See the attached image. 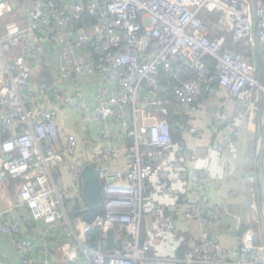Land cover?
<instances>
[{"label":"built area","instance_id":"1","mask_svg":"<svg viewBox=\"0 0 264 264\" xmlns=\"http://www.w3.org/2000/svg\"><path fill=\"white\" fill-rule=\"evenodd\" d=\"M20 2L17 16L11 0H0V21L10 18L0 32V194L10 182L18 188L0 212V236L22 263L31 264L34 248L20 231L18 217L28 215L45 228L36 241L41 264H54L52 232L63 238L57 264H264V233L244 229L230 246L209 235L222 220L243 223L232 212L245 196L234 187L238 139L251 136L264 172V0ZM224 27L230 43L218 34ZM86 83L96 85L91 99L80 91ZM167 92L186 118L181 143L171 139ZM68 110L99 130L89 160L65 126ZM85 165L102 190L92 222L70 216L83 205ZM63 166L58 185L53 171ZM249 186L264 230V188L253 176ZM167 208L187 224L180 258L168 247L179 220ZM111 230L115 248L105 251Z\"/></svg>","mask_w":264,"mask_h":264},{"label":"crops","instance_id":"2","mask_svg":"<svg viewBox=\"0 0 264 264\" xmlns=\"http://www.w3.org/2000/svg\"><path fill=\"white\" fill-rule=\"evenodd\" d=\"M16 6V15L20 14L21 2L20 0H11ZM2 26H0V32H2ZM95 83H86L82 84L80 91L89 96L91 99L92 92L95 90ZM53 100V97H52ZM65 126L67 129H71L75 131L81 141V154L86 157V159H90L92 149L91 147L97 145L100 138L98 135V128L90 123H83L81 114L78 111H70L68 110L67 115L65 117ZM222 133V132H221ZM241 147H246L248 149V157H245L242 161V172H240V176L245 181V184L242 182L238 184V188L245 191V196L243 198L242 203H236L232 205V212L235 216L239 217L242 220V224L240 226H235L233 222H227L226 220L220 221L215 227L211 228L209 231V235L211 239L217 240L223 245L230 246L233 244V240L240 236L242 230L251 229L257 237H261L264 233L262 224L258 218L257 214V202L252 200L249 192L251 191V186L246 187L248 178L250 179L253 176L256 179V184L258 186H262L264 188V172L262 170L261 165L258 160H256L254 156V141L251 136H246L244 138V143L241 145L239 142H236L237 153L235 157H232L233 164L236 166V170L239 171V158H238V150ZM87 153V154H86ZM84 157V158H85ZM81 159V157L79 158ZM88 159V160H89ZM211 168L215 169L212 165ZM66 166L61 167L53 171V179L58 185H62V183L66 180ZM258 176V180L257 177ZM248 188V190H246ZM17 183L10 182V189L0 194V212L4 211L6 208L12 204L15 194L17 193ZM227 193V192H226ZM217 192H213V197L217 198ZM255 195V194H254ZM84 200V199H83ZM257 200V196H256ZM85 204V201H83ZM102 213V212H101ZM167 215L171 216L174 220H179L178 214L172 209L167 208ZM20 222V231L22 236L25 239H28L33 242L34 248L28 254L29 259L31 260V264H41L39 254H38V246L36 241L39 236H41L45 230L44 225L41 223L34 222L28 215H21L18 217ZM193 228H196L193 224H191ZM187 224L182 222L181 220L177 221V238L173 240V242L168 244L171 252L174 253V256L180 258L183 252L186 250V236L188 230ZM116 235H122L121 229L115 228ZM49 245L53 250V256L51 257V262L57 264L60 258L59 246L63 241V238L59 232H52L47 234ZM95 240L96 243H100L99 239ZM146 238L145 230L143 232V240ZM92 240V238H91ZM93 246V245H92ZM103 249L105 251L108 250L106 247V240L103 244ZM170 254V252H169ZM149 256L153 257L154 254L150 253ZM170 256V255H169ZM0 261L3 264H23L21 257L15 252L13 247L11 246L9 240L5 237L0 236Z\"/></svg>","mask_w":264,"mask_h":264},{"label":"trees","instance_id":"3","mask_svg":"<svg viewBox=\"0 0 264 264\" xmlns=\"http://www.w3.org/2000/svg\"><path fill=\"white\" fill-rule=\"evenodd\" d=\"M41 78H43L49 86L52 85V80L48 76V71H47L45 65H43V72L41 73ZM167 97H169L171 99L172 104H173V106L170 109L169 116H168V121H169L170 126H171V139L174 143H181L180 135L178 133V130H179L178 128H179L180 124H181V126L185 124L186 118L182 117L180 110H179V107L176 104L175 99L170 92H167ZM82 206L76 204L72 208L70 216L71 217L81 216L86 221L92 222L93 219L97 215L101 214V212H102V208H100L99 210H92L86 203L84 204V202H83ZM90 235L92 238L91 244L94 246L95 245L94 242L97 239L98 233L95 231V232H92Z\"/></svg>","mask_w":264,"mask_h":264},{"label":"water","instance_id":"4","mask_svg":"<svg viewBox=\"0 0 264 264\" xmlns=\"http://www.w3.org/2000/svg\"><path fill=\"white\" fill-rule=\"evenodd\" d=\"M53 90L54 89L51 88L48 92L51 101ZM80 178L81 193L85 203L92 210H99L102 202V190L94 168L91 165H85L82 169ZM256 178L258 180V176ZM114 236L115 234L112 230L106 236V247L108 250L115 248Z\"/></svg>","mask_w":264,"mask_h":264},{"label":"rangeland","instance_id":"5","mask_svg":"<svg viewBox=\"0 0 264 264\" xmlns=\"http://www.w3.org/2000/svg\"><path fill=\"white\" fill-rule=\"evenodd\" d=\"M17 17V16H15ZM201 19L203 20V23L205 24V26L210 29V23L207 20V16L204 12H201ZM10 18H6V19H2L0 21V26H3L7 21H9ZM2 28V27H1ZM218 34H223L224 36H226V38L228 39V42H231L232 39V33L227 29V27L222 28L221 31L218 32ZM52 105V104H51ZM244 138L245 137H241L240 139L237 140V142H239L241 145L244 143ZM248 149L246 147H241L238 150V158H239V171L237 172V178H236V185L234 186L235 188H238V184L239 183H243L245 184V181L243 180V178L240 176V172H242V161L245 157H248Z\"/></svg>","mask_w":264,"mask_h":264}]
</instances>
